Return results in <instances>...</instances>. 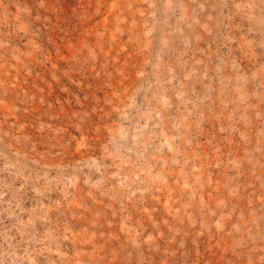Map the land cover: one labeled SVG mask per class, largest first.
I'll list each match as a JSON object with an SVG mask.
<instances>
[{"label":"rangeland","instance_id":"1","mask_svg":"<svg viewBox=\"0 0 264 264\" xmlns=\"http://www.w3.org/2000/svg\"><path fill=\"white\" fill-rule=\"evenodd\" d=\"M0 264H264V0H0Z\"/></svg>","mask_w":264,"mask_h":264}]
</instances>
